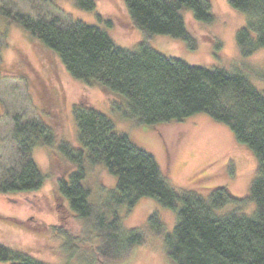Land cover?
Masks as SVG:
<instances>
[{
	"label": "trees",
	"instance_id": "trees-1",
	"mask_svg": "<svg viewBox=\"0 0 264 264\" xmlns=\"http://www.w3.org/2000/svg\"><path fill=\"white\" fill-rule=\"evenodd\" d=\"M78 7L93 11L97 0H75ZM133 24L147 36L170 35L194 48L184 13L193 11L198 21L214 19L210 0H124ZM246 16V26L237 33L243 57L264 48V0H230ZM15 0H0V81L4 80L2 50L12 24L24 28L30 38L54 51L70 74L96 83L104 92L120 97L125 116L142 125L184 121L207 114L227 125L238 144L257 159L250 197L240 199L227 187L218 186L204 197L192 190L177 192L168 182L155 157L131 138L115 130L105 114L87 104L73 107L80 148L61 143L59 149L78 170L69 181H59L54 193L66 198L82 219L97 216L86 186L88 167L103 166L117 177L110 191L118 206L133 209L145 197L154 198L177 214V224L166 234L167 254L172 264H264V92L254 87L240 70L210 69L168 57L145 42L133 49L119 47L98 26L74 19L54 0H33L29 8ZM102 19L103 16H100ZM221 45L218 44V48ZM264 81V75L259 76ZM6 133V134H4ZM55 145L52 130L39 118L8 110L0 115V192L16 194L39 190L44 173L34 159L37 146ZM252 202L253 215L242 210ZM229 204L237 210L218 213ZM107 206V205H106ZM94 249L101 264L129 256L143 235L124 232L115 211L108 220L101 215ZM153 230L162 233L158 216L150 218ZM0 262L48 264L0 243Z\"/></svg>",
	"mask_w": 264,
	"mask_h": 264
},
{
	"label": "rangeland",
	"instance_id": "rangeland-1",
	"mask_svg": "<svg viewBox=\"0 0 264 264\" xmlns=\"http://www.w3.org/2000/svg\"><path fill=\"white\" fill-rule=\"evenodd\" d=\"M15 1L26 8L33 2ZM210 2L214 17L210 22L198 21L193 11L184 13L194 40L191 48L170 35L147 36L133 24L124 0H97L93 11L78 7L75 0H54L74 19L106 30L119 47L133 50L145 42L164 55L191 65L240 70L254 87L264 92V81L259 77L264 75V48L243 57L237 45V33L246 26V16L234 9L230 0ZM2 59L5 79L0 81V115L11 110L22 112L27 118L41 119L52 130L55 145L34 149V159L45 179L39 190L0 192V243L48 264H101L94 252L104 243L96 238L104 222L101 215L110 220L116 211L124 232L136 230L144 241L136 244L127 258L106 264H172L165 236L174 231L176 212L148 197L133 209L118 206L110 193L116 190L118 180L105 167L89 166L85 180L91 190L90 199L99 210L97 216L82 219L71 209L68 199L54 193L59 181H69L78 170L59 145L80 148L73 107L82 103L105 114L117 132L127 134L137 146L152 154L177 192L192 190L207 197L211 188L223 186L240 199L250 197L257 159L246 146L236 142L227 125L204 113L181 122L142 125L120 111V97L104 92L96 83L75 79L54 51L31 39L17 24L9 28ZM237 207L229 204L218 213L224 215ZM244 209L243 214L253 215L256 206L250 202ZM154 215L162 224L161 234L151 226L150 218Z\"/></svg>",
	"mask_w": 264,
	"mask_h": 264
}]
</instances>
